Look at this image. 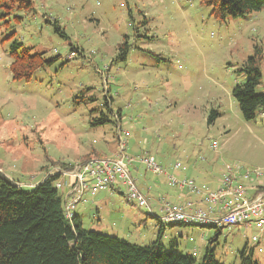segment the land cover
<instances>
[{
  "label": "rangeland",
  "instance_id": "374dc122",
  "mask_svg": "<svg viewBox=\"0 0 264 264\" xmlns=\"http://www.w3.org/2000/svg\"><path fill=\"white\" fill-rule=\"evenodd\" d=\"M31 1L28 11L0 15V172L7 178L29 189L58 162L116 158L118 116L121 129L128 131L121 133L124 155H148L168 173V166L179 161L201 191L213 188L224 174L264 172V112L245 120L231 94L247 78L239 69L255 44L262 57L255 91L264 90V6L220 21L203 0ZM4 11L0 7V14ZM14 41L50 61L27 82L12 79L8 48ZM124 41L125 60H114ZM102 114L108 120L95 123ZM127 168L151 206L166 192L165 179L158 180L162 176L147 172L141 162ZM79 205L75 210L87 229L138 245L157 238V212L139 228L124 226L134 214L151 212L130 203L123 187L106 194L103 221L94 204ZM186 208L196 209L191 201ZM116 216L122 219L118 226ZM233 228L232 233L227 227L170 225L162 243L168 249L175 239L178 252L199 262L198 250L185 245L199 243L204 231L206 242L214 238L210 244L220 263L239 264L246 246V253L256 249L253 257L263 264L264 236L255 231L260 236L255 243L254 231Z\"/></svg>",
  "mask_w": 264,
  "mask_h": 264
},
{
  "label": "trees",
  "instance_id": "16d2710c",
  "mask_svg": "<svg viewBox=\"0 0 264 264\" xmlns=\"http://www.w3.org/2000/svg\"><path fill=\"white\" fill-rule=\"evenodd\" d=\"M203 2L220 21L245 16L264 6V0ZM31 4V0H0V7L5 9L0 15H8V10L28 11ZM127 46L125 41L118 44L114 60H125ZM8 53L12 79L17 82L29 81L35 70L50 62L20 41H14ZM261 58L255 44L253 55L248 56L239 69L247 74L246 80L236 83L231 90L245 120L253 119L257 112H264V90L255 91L261 80ZM107 120L102 114L95 123ZM212 121L213 116L208 118V123ZM57 165L66 169L73 164L58 162ZM56 179L57 176L48 175L29 189H23L0 172V264H223L215 258L214 248L210 245L199 262L190 254L178 252L172 241L166 249L161 241L166 224H162L158 217L157 238L148 245H138L85 228L77 214L71 219L64 216L62 196L54 185ZM212 241L214 238L209 239V243ZM245 248L239 252V264H261L252 257V249L246 253Z\"/></svg>",
  "mask_w": 264,
  "mask_h": 264
},
{
  "label": "built area",
  "instance_id": "2783aa9c",
  "mask_svg": "<svg viewBox=\"0 0 264 264\" xmlns=\"http://www.w3.org/2000/svg\"><path fill=\"white\" fill-rule=\"evenodd\" d=\"M115 128L116 145L119 147V151L116 150L115 153L116 158H90L73 165L72 169L56 166L44 174L45 176H57L54 185L58 190H62L63 212L66 218L71 219L75 215L76 206L86 202L83 197L85 193L94 195L117 185L123 186L128 201L138 206H146L152 213L146 197L137 188L127 164L139 161L155 174H166V169L155 163L152 157H146L148 155L139 158L124 155L122 150L124 149L125 152L126 144L124 146L125 140L122 134L127 135L128 132L123 131L119 124ZM215 145V143L211 144V146ZM180 166L181 163L176 161L173 164V169H179ZM255 172L257 177L264 176L262 171ZM248 176L249 172L244 175V177ZM167 179L170 186L185 188L189 192L199 195L200 201L205 202L206 207L187 209L186 207L172 206L164 198H161L160 201L164 204L158 219L162 224L173 222L215 226L253 224L258 228L264 225V194L249 195L245 186L237 181L235 174H224L217 187L209 191H201L188 177L178 178L174 173H168Z\"/></svg>",
  "mask_w": 264,
  "mask_h": 264
},
{
  "label": "crops",
  "instance_id": "0c3cea01",
  "mask_svg": "<svg viewBox=\"0 0 264 264\" xmlns=\"http://www.w3.org/2000/svg\"><path fill=\"white\" fill-rule=\"evenodd\" d=\"M121 119V117L120 116H118V118H117V120H116V126H117V124H118V121ZM115 126V127H116ZM127 131V130H126ZM128 132V131H127ZM116 133V128H115V132H114V134ZM116 137H117V135H116ZM113 139H115V137H113ZM89 156H91V155H89ZM176 161H174V163H175ZM174 163H172V164H170L169 166H168V169H170L171 171H172V173H174L175 175H176V177H178V178H182V177H188L187 175H185L183 172L186 170V167H185V165L184 164H182L181 162V166L179 167V169H173V164ZM166 169V168H165ZM145 170L147 171V172H149L150 170H148L147 168H145ZM138 171H139V169H138V165L136 164V166H135V164H133V166H131V172L133 173V174H136V173H138ZM152 172V171H151ZM166 172H167V170H166ZM247 172H249V176L248 177H244V175L245 174H247ZM154 173V172H153ZM155 174V173H154ZM167 174H168V172L165 174H159V175H161L162 177H160L159 175H157V176H159V178H157L158 180L159 179H161V178H163V179H165V182H166V187H164V189H165V193H161V194H164V195H158L157 196V199L154 201V203H153V205L151 206V203H150V196L148 195V193L147 194H145V193H143L140 189V191L143 193V194H145V195H147V196H149V201H148V203H149V207L152 209V213H143V212H140V214L138 215V213L137 214H134V216H132L130 219H129V222H128V224H126V225H124V226H126V227H128V228H130L131 230H133L134 228H133V224H136V226L138 225V227H136V228H139V226H140V223L141 222H144V223H146L147 221V215H154V213L153 212H157L158 214H160L161 213V208L163 207V204H164V202H161L160 200H159V198L160 197H163L167 202H169V204L170 205H172V206H181V207H186V204L189 202V201H191L192 203H193V205L196 207V208H205L206 207V203L205 202H201L200 201V196L199 195H196V194H193V193H191V192H189L188 190H186L185 188H177L176 186H172L170 189H168L169 188V181H168V179H167ZM229 174V173H228ZM230 174H234V173H230ZM132 175V174H131ZM236 175V174H235ZM237 176V181H239L241 184H243V186H245V188H246V190H247V192L249 193V195H254V194H264V176H260V177H257V175H256V172H250V171H246L244 174H240V175H236ZM152 177H153V175H152ZM156 177V176H155ZM135 178V177H134ZM189 179H191L193 182H194V184L195 185H197V183H196V181L193 179V178H191V177H188ZM222 178V177H221ZM220 178V179H221ZM240 178V179H239ZM136 179V178H135ZM220 179L218 180V183H219V181H220ZM241 179H244V180H247L248 182H249V185L247 186L246 184H244V183H242L241 182ZM218 183H216V185L213 187V188H211V189H206L205 191H209V190H213V189H215L216 187H217V185H218ZM15 184H17V185H21V183L19 182V181H15ZM198 186V185H197ZM119 187H123V186H119ZM173 187H175V189L173 188ZM198 188H200L199 186H198ZM115 189H118V187L116 188V186L114 187V188H110V189H107V190H102V191H99V192H97V193H95L94 195H90L88 192L87 193H85V195H87V198H85V201L86 202H84V203H79L80 205H79V208H82V209H84V207L86 206V205H88V204H94V206H96L97 207V209H98V211H97V215H99L100 216V219H101V221H103V216L101 215V213H100V206H101V204H104L105 202H106V194L109 192L111 195H112V191H114ZM150 191V187H148L147 188V192H149ZM130 203H132V202H130ZM133 204V203H132ZM138 206V205H137ZM139 207H142V208H144L143 206H139ZM76 209V208H75ZM112 211H114V210H112ZM74 213L75 214H77L76 213V210H74ZM113 212H111V214H112ZM137 215V216H136ZM154 216H156V217H158L159 215H154ZM116 220H118L117 222V224L115 225V226H118V224H121L122 223V219L121 218H119V217H117L116 216ZM181 225V224H179V223H176V224H166L165 225V228H164V230L168 227V226H170V225ZM151 225V224H150ZM182 225H184V223H182ZM187 226H193V225H199V224H186ZM234 225H236L237 226V230H239V227H244L246 230H252V231H254V234L252 235V240L253 241H255V243L256 242H258V240H259V238H260V236L257 234V233H255V231H258V232H260V235H263L264 236V225L262 226V227H255L253 224H251V225H244V224H234ZM234 225H231V226H215V225H199V226H213V227H216V228H222V227H227L229 230H232V233H233V230L235 229V228H233V229H231ZM105 226V225H104ZM196 230L195 229H192V233H194ZM132 233V232H131ZM163 233H164V231H163ZM163 233H162V235H163ZM179 234V233H178ZM203 234V235H202ZM204 231L203 232H201V235H202V238H201V240L199 241V243H197V244H195V240L194 241H192L191 243H189V242H187V244L185 245V247L187 248V250L189 251H192V250H195V249H197L198 251H197V254H198V256H200V258H202V256H203V254H204V251H205V249H206V247L208 246V245H210V246H212L209 242H206V239L207 238H209L208 236L209 235H205V238H204ZM162 239H163V237H161V241H162ZM216 239H217V237H216ZM246 240H247V238H246ZM262 241V240H261ZM172 242H174L176 245L178 244L176 241H175V239H172ZM195 248V249H194ZM252 249V251H253V256H255V250L256 249H253V248H251ZM263 250V249H262ZM234 251H235V253L237 252V250L236 249H234ZM214 253H215V248H214ZM252 256V257H253ZM254 258V257H253Z\"/></svg>",
  "mask_w": 264,
  "mask_h": 264
},
{
  "label": "water",
  "instance_id": "95a60500",
  "mask_svg": "<svg viewBox=\"0 0 264 264\" xmlns=\"http://www.w3.org/2000/svg\"><path fill=\"white\" fill-rule=\"evenodd\" d=\"M17 185V184H16Z\"/></svg>",
  "mask_w": 264,
  "mask_h": 264
}]
</instances>
